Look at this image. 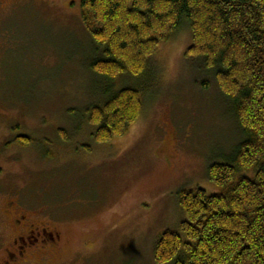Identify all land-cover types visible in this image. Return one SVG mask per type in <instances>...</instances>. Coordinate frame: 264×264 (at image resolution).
<instances>
[{
  "label": "rangeland",
  "instance_id": "rangeland-1",
  "mask_svg": "<svg viewBox=\"0 0 264 264\" xmlns=\"http://www.w3.org/2000/svg\"><path fill=\"white\" fill-rule=\"evenodd\" d=\"M80 1L18 0L0 13V130L18 126L30 139L0 140V230L10 196L60 234L32 263L156 264L157 237L183 219L178 191L216 192L208 167L229 160L242 134L213 75L185 55L184 23L146 77L114 81L143 89L142 111L122 137L96 142L85 110L108 84L88 68L95 51Z\"/></svg>",
  "mask_w": 264,
  "mask_h": 264
},
{
  "label": "trees",
  "instance_id": "trees-1",
  "mask_svg": "<svg viewBox=\"0 0 264 264\" xmlns=\"http://www.w3.org/2000/svg\"><path fill=\"white\" fill-rule=\"evenodd\" d=\"M80 11L95 51L88 68L108 84L85 110L96 142L122 137L142 111L143 89L114 90V81L146 77L159 44L184 23L185 55L213 75L242 134L229 160L208 167L216 192L178 191L183 219L159 234L154 262L264 264V0H81Z\"/></svg>",
  "mask_w": 264,
  "mask_h": 264
},
{
  "label": "flooded vegetation",
  "instance_id": "flooded-vegetation-1",
  "mask_svg": "<svg viewBox=\"0 0 264 264\" xmlns=\"http://www.w3.org/2000/svg\"><path fill=\"white\" fill-rule=\"evenodd\" d=\"M17 3L18 0H0V13ZM17 127L0 130V140L20 141L24 135H19ZM60 240L59 232L54 231L47 219H41L26 203L6 197L0 230V264H35L34 259L41 260L54 253Z\"/></svg>",
  "mask_w": 264,
  "mask_h": 264
}]
</instances>
